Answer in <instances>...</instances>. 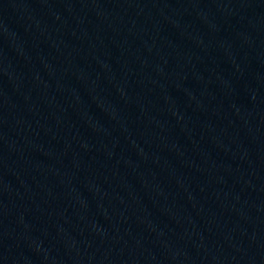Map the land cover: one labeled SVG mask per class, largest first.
<instances>
[{"label": "water", "instance_id": "obj_1", "mask_svg": "<svg viewBox=\"0 0 264 264\" xmlns=\"http://www.w3.org/2000/svg\"><path fill=\"white\" fill-rule=\"evenodd\" d=\"M0 264H264V0H0Z\"/></svg>", "mask_w": 264, "mask_h": 264}]
</instances>
